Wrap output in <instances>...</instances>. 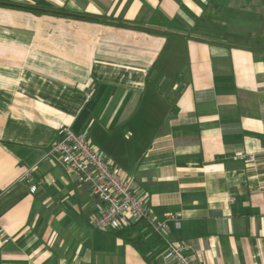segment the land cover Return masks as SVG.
Instances as JSON below:
<instances>
[{
	"label": "crops",
	"instance_id": "obj_1",
	"mask_svg": "<svg viewBox=\"0 0 264 264\" xmlns=\"http://www.w3.org/2000/svg\"><path fill=\"white\" fill-rule=\"evenodd\" d=\"M62 125L181 218L196 263L264 264L261 0H0V264H177L93 227L90 185L46 154Z\"/></svg>",
	"mask_w": 264,
	"mask_h": 264
},
{
	"label": "built area",
	"instance_id": "obj_2",
	"mask_svg": "<svg viewBox=\"0 0 264 264\" xmlns=\"http://www.w3.org/2000/svg\"><path fill=\"white\" fill-rule=\"evenodd\" d=\"M94 89L91 90L90 96ZM59 137L50 145L46 154L49 159L59 162L69 172L82 176L91 187L92 194L99 199L98 213L92 225L99 230L126 229L136 222H144L141 232L145 240L158 234L165 240V246L153 247L148 255L162 254L166 260L177 264H198L189 251L192 244L185 240L171 238L172 222L176 229L182 226V220L175 214L158 219L150 212L143 198L136 193L134 178L121 167L112 163L103 149L95 147L86 136L75 132L70 126L62 125ZM245 162H253V154L238 156ZM30 183V191L36 192L43 179L36 177L34 168L25 172ZM230 201H235L230 197ZM4 228L0 225V241L5 242ZM1 248V244H0Z\"/></svg>",
	"mask_w": 264,
	"mask_h": 264
},
{
	"label": "trees",
	"instance_id": "obj_3",
	"mask_svg": "<svg viewBox=\"0 0 264 264\" xmlns=\"http://www.w3.org/2000/svg\"><path fill=\"white\" fill-rule=\"evenodd\" d=\"M261 5L264 7V0H261ZM144 226V222H136L134 223L131 227L126 228L125 231H128L130 229H134L135 235L131 238H128L127 240L132 242L135 245H144V252H149L153 247L160 246L164 247L165 246V240L161 238L158 234H155L151 239L145 240L144 235L141 232V229ZM126 235V234H125Z\"/></svg>",
	"mask_w": 264,
	"mask_h": 264
}]
</instances>
